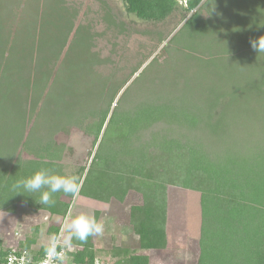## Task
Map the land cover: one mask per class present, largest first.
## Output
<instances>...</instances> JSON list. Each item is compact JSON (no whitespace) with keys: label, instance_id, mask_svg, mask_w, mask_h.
Masks as SVG:
<instances>
[{"label":"trees","instance_id":"trees-1","mask_svg":"<svg viewBox=\"0 0 264 264\" xmlns=\"http://www.w3.org/2000/svg\"><path fill=\"white\" fill-rule=\"evenodd\" d=\"M227 1L186 0L181 6L175 0H122L127 13L147 21H162L174 10L182 11L179 23L184 20L191 26V39L215 32V21L226 19L220 10ZM73 16L64 0H0V211L22 197L35 210L63 219L73 197L54 193L56 203L43 205L36 201L39 193H13L12 185L43 167L75 174L81 182L86 171L82 189L92 170L98 178H93L96 193L82 196L107 202L123 201L128 190L140 193L142 204L130 208V222L141 248L160 249L165 246V187L177 186L200 194L197 264L205 249L211 252L210 264H264V130L251 128L254 136L248 144H238L237 134L230 137L237 131L234 122L243 116L240 112L256 117L253 110L262 115L264 111V52L250 43L264 35V0H244L233 11L236 17L228 18L229 30L213 40L216 49H200L189 38L180 39L178 51L164 50L162 69L156 64L141 87L131 84L121 96L127 81L115 86L93 76L99 60L91 52L92 35L83 25L73 29ZM170 67L176 70L172 78ZM199 76L210 79L212 97L205 110L187 111L172 99L182 89L190 90ZM155 77L167 91L150 97L144 92ZM127 92L130 101L144 98L139 109L136 102L124 109L129 101L121 99ZM88 120L93 121L95 142L100 136L90 164L63 172L57 137L85 130ZM160 121L169 131L155 128ZM172 122L185 131L176 132L169 126ZM23 163L29 164L25 171ZM58 228L59 223L50 225L47 232L57 234ZM15 238L7 247L0 243V259L11 248L30 249L36 257L44 253L43 247L31 250L32 238ZM92 239L73 240L67 264H94ZM124 264H147V257L132 256Z\"/></svg>","mask_w":264,"mask_h":264},{"label":"rangeland","instance_id":"rangeland-1","mask_svg":"<svg viewBox=\"0 0 264 264\" xmlns=\"http://www.w3.org/2000/svg\"><path fill=\"white\" fill-rule=\"evenodd\" d=\"M175 1L181 6L185 5V0ZM213 1L215 3L217 0ZM64 4L68 8V14H74L73 29L77 25H83L87 27V30L92 35L91 52L96 54L99 60V64L93 68V76L101 79V81L107 79L111 85L115 86L127 81L118 96H121L125 88L131 84L136 89L141 87L147 80L146 75L148 71L155 67L156 64H158V69L164 64L166 59L164 50L170 52L178 51V49H175L178 48L179 40L188 39L189 34L191 35V26L189 24L184 25V20L179 23L185 15L180 10H174L172 15L165 20L147 21L138 19L134 14L127 13L122 0H64ZM241 5H244V0L227 1V4L222 6L223 9L220 10L226 16V19H218L217 23L215 21L211 27L216 33L212 31L206 32L201 39L189 38L188 42L200 49L208 47L216 49L217 44L214 43V38H220L221 34L229 30L230 23L228 18H235L236 16L233 17V11H236ZM201 15L206 18L207 12L203 10L201 11ZM255 17L253 15V18ZM234 22L238 25L237 21ZM72 34L73 32L70 35V39ZM208 39L209 41L207 42ZM163 46H165V49H163ZM262 57L264 58V55ZM153 59L155 61H152ZM137 66H139L138 70L135 74H132ZM191 66H194L193 62ZM156 69H152L151 73ZM180 70L177 69L178 73ZM175 71L173 67H170V73L168 74L171 78L172 73ZM191 73L192 69L188 71V74ZM158 78L155 77L146 86L145 95L152 97L153 95H161L162 91H167V89L161 87ZM195 79L197 82L194 81L195 83L192 84L190 90L185 92L182 89L178 92L179 97L175 100L172 99L177 105H183V108H187V111L196 109L205 110L207 99L212 97V92L209 90L210 87L208 85L210 79L208 80L206 77L202 78L200 76ZM136 92L138 95L139 92ZM135 98L134 101H130V92H127L121 99L124 102L129 101L126 104L123 103L124 109L128 110L129 106L133 102H136ZM138 99L141 102L144 100L140 96ZM141 102H136V109H139ZM190 103L194 105H190ZM253 112L256 117L251 113L248 116V114L244 115L240 112V115L244 117L239 116L240 119H237L233 124L234 129L236 128L237 131L236 133H230V137L237 134L235 138L239 141L238 144H248L251 141V136H254L251 128L262 126L264 130V111L263 115L261 110L259 112L253 110ZM91 120H88L86 123L85 130L73 129L69 133H62L57 137V146H60L62 150V156L59 162L63 172H68L81 165H86L87 167L90 164L91 157L100 140V136L96 142L94 140L95 129L91 128L93 124ZM173 123H170L169 126L173 125L176 132L185 131L183 128L179 130L180 128ZM166 124L168 125V123ZM154 126L155 128L168 130L165 123L161 121L156 122ZM88 128H91V132H87ZM242 128L246 132H240ZM129 132L131 133V130ZM173 133L175 135L178 134ZM178 136L182 138L186 137V135ZM138 143V141L134 142L136 146ZM27 166H29L28 163L21 165L24 171L27 170ZM85 173L86 171L83 174V178ZM14 176L17 177L20 174L17 173ZM95 177V173L91 170L89 176L85 179L83 188L76 197V202L79 207L75 209L79 211L82 208L83 210L92 212V207L90 206H93L94 215L97 220L102 221L104 224L103 234L93 236L92 239L94 264H124V261L129 260L132 256L140 255L147 257V264L198 263L201 223L199 192L171 185L165 187V246L160 249H143L140 245L139 236L134 230L135 227L130 222V208L134 205L142 204V195L133 190H128L124 195L123 201H118L115 198L107 202L94 200L95 202L92 201L93 205H89L87 198L82 196V194L87 193L91 195L96 193L93 179ZM83 178H81L82 183L84 182ZM12 204L9 208L0 211V217H2L0 218V243L2 244V248L7 247L11 243L10 241L16 240L15 237L23 238L24 236L35 240L31 244L35 246L33 247L34 250L37 247H43V240L51 235L47 232L48 227L50 225L56 226L59 223V231L61 223L66 217L65 215L63 219H60L58 216L49 214L44 210H35L22 197L19 200H15ZM57 208L61 209V205H58ZM73 211L72 199L66 214ZM35 225L38 226L37 230H34ZM203 254L205 255L202 257L201 264H210L211 252L209 249H205Z\"/></svg>","mask_w":264,"mask_h":264},{"label":"clouds","instance_id":"clouds-1","mask_svg":"<svg viewBox=\"0 0 264 264\" xmlns=\"http://www.w3.org/2000/svg\"><path fill=\"white\" fill-rule=\"evenodd\" d=\"M250 43L257 52H264V35L250 41ZM81 187L82 182L77 175L62 174L43 167L25 178L16 180L12 185L13 193H27L29 195L39 193V198L36 201L43 205L51 206L56 203L53 198L54 193L62 192L73 197L74 211L67 213L61 223L60 232L48 236L42 242L45 253L43 264H67L66 250L74 246L72 245L73 240L86 243L90 236L103 234L104 224L97 220L93 212L82 208L79 211L75 210L79 207L76 197Z\"/></svg>","mask_w":264,"mask_h":264},{"label":"built area","instance_id":"built-area-1","mask_svg":"<svg viewBox=\"0 0 264 264\" xmlns=\"http://www.w3.org/2000/svg\"><path fill=\"white\" fill-rule=\"evenodd\" d=\"M74 248V246H71L69 249L66 250V254L68 252L74 251ZM31 250H34L33 247L31 248ZM37 250H39V247L34 251ZM44 256L45 253H43L39 257H36V254L30 251V249H24L19 251L17 248H11L7 255L3 259H0V264H26V262L27 264H43Z\"/></svg>","mask_w":264,"mask_h":264},{"label":"crops","instance_id":"crops-1","mask_svg":"<svg viewBox=\"0 0 264 264\" xmlns=\"http://www.w3.org/2000/svg\"><path fill=\"white\" fill-rule=\"evenodd\" d=\"M87 200H88V203H89V205H93V202H95L93 199H90V198H87ZM91 200V201H90ZM93 201V202H92ZM92 202V204H90ZM90 207H92L91 209H92V212L94 213V207L93 206H90ZM33 247H35V246H33ZM38 248V247H37Z\"/></svg>","mask_w":264,"mask_h":264}]
</instances>
